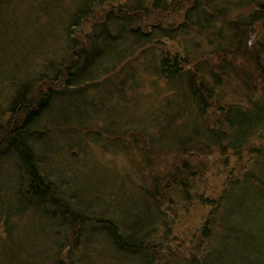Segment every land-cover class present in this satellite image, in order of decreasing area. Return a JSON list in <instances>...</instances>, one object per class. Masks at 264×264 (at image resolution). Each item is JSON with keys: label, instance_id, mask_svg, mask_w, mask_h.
I'll use <instances>...</instances> for the list:
<instances>
[{"label": "rangeland", "instance_id": "obj_1", "mask_svg": "<svg viewBox=\"0 0 264 264\" xmlns=\"http://www.w3.org/2000/svg\"><path fill=\"white\" fill-rule=\"evenodd\" d=\"M51 1L17 0L5 12L0 7V113L6 112L0 114L2 129L11 120L10 113L14 112L9 104L16 97L15 87L10 82L6 84L8 78L17 79L16 74L30 60L35 61L36 70L32 71L40 74L41 68H47L51 62H61L65 56L68 40L63 24L82 0ZM162 1L171 3L164 23L176 29L187 10L199 0ZM240 1L214 0L215 16H209L211 13L206 11L201 15L208 32L203 29L205 32L200 35L194 33L193 37L176 42L162 39L157 50L143 51L134 59L127 56L131 60L127 59L126 64L120 63L117 55H128V48L134 45L128 41L118 43L112 32L117 25H110L113 45L105 39L104 44L98 45L103 55L98 57L101 61L91 62L92 67L100 65L91 72L98 81L88 82L79 90H57L42 104L31 101V105L29 101V113L26 107H18L21 122L18 129H31L28 146L41 169L39 173L60 190L62 202L79 219L70 226L63 220L64 212L31 202L27 172L22 171L14 150L0 142V264H58L61 258L72 264H188L189 252L194 253L199 245L194 237L201 238V231L211 218L210 212H215L200 197H214L216 202L225 197L226 202L219 204L214 214L211 243L206 244L204 253L196 251V255L206 252L207 258L208 254L222 249L224 264H264V190L261 191L264 132L253 135L238 157L230 149L223 154L219 146L211 158L200 160L203 158L199 157L207 168L204 177L200 173L203 168L196 175L195 181L200 186L190 194L192 199H187L177 188L164 192L165 197L154 196L156 182L163 186L162 182L171 175L177 160V142L183 138L188 140L198 127L195 122L198 110L185 98L190 94L188 87L183 91L177 88L179 94H175L171 85L152 72L159 65L160 53L165 49L178 52L190 39L200 43L202 47L197 53L189 52L202 63L199 76L204 73L209 76L208 73L218 69L230 70L218 72L225 76L214 89L221 86L214 92L216 100H222L221 104L253 107L264 90L258 75L252 73L256 64L252 50L262 39L260 34L251 36L246 31L238 36L243 49L237 48L234 53L243 55L246 66L241 61L234 65L228 62L225 66L224 57L217 53L219 36L225 40L236 39L237 24L252 11L251 4L242 7ZM158 16L156 12L152 18L154 25L158 23ZM226 16L228 20L224 23L222 18ZM196 20L200 22L201 18ZM104 28L107 31L109 26ZM98 34L104 40L105 32ZM208 34L213 37L211 46L206 38ZM52 40L55 41L50 45ZM245 46L251 51H245ZM110 50L117 51L113 59L105 55ZM112 70L116 71L109 74ZM195 87L198 89L199 85ZM166 94L170 100L165 98ZM205 105L212 115L215 109H221L220 103L213 100ZM177 107L185 112L180 113ZM101 218L106 223H114L125 236L136 233L148 246H156V257L118 252L102 224L98 225ZM231 229L235 231L233 234H229Z\"/></svg>", "mask_w": 264, "mask_h": 264}, {"label": "trees", "instance_id": "obj_2", "mask_svg": "<svg viewBox=\"0 0 264 264\" xmlns=\"http://www.w3.org/2000/svg\"><path fill=\"white\" fill-rule=\"evenodd\" d=\"M213 1L214 0H199L195 5L191 6L189 11L187 10L185 17L175 29V26L167 27L166 23H164L167 17V10L169 11L171 6L169 1L82 0L80 1V6L70 13L69 20L63 24L68 42L65 47V56L61 58V62L48 63L47 68H41L42 73L37 74V72L32 71L36 70L34 67L35 61L30 60L29 64L24 67V70L21 69L18 74H16L17 77L15 78L17 79L12 78V81L11 78H8L6 84L10 82L11 87H15L14 94L16 97L14 98L15 100L9 104L14 112L10 113L12 116L11 120L5 126V129L0 128V142L8 144L11 149L14 150L22 164V171L27 172L26 175H28V181H30V183H28V194L30 198L32 197L31 200L29 198L31 202L37 201L44 206H51L55 211L60 210L64 212L63 220L69 223L70 226L75 224V220L79 219L78 215L71 211L69 205L62 202L60 190L54 187L51 182L45 181L39 173L37 160L33 156V150L28 146V141L29 143L31 141V129L27 127L21 130L18 129L21 123L19 121L18 107L20 105L26 107L24 109L29 113L31 111L29 107L33 105L31 101H36L35 103L41 102L42 104V101H48L53 94H56L57 90L63 88L66 91L79 90L88 82L95 83V81H98L92 77L94 74L91 72L100 65L92 67L91 64L101 61L98 57L103 55H101L102 51L98 48L99 44H104V42H106L105 39H107L109 40L108 44L113 45V37H109L111 36L110 31L112 30H110V25H117L112 32L116 34L117 37L115 39L118 43L121 44L128 41L130 45H134L128 48V55H117V58H119L118 61L126 64L128 57L134 59V56L139 55L143 51L147 52L151 50L154 52L157 50L156 48H158V45L161 43H159V41L162 39H169L172 42H176L180 38H189L190 35L193 37L194 33L200 35V33L205 31L208 32V29L204 28L205 25L202 22L203 16L201 15L204 14L202 11H206L207 14L211 13L209 16H212V14L215 16L216 12H213L215 11L212 5ZM16 2L17 0H0V7L4 12L6 9L10 11ZM240 2L242 7H248V5L251 4L252 11L248 13L247 17L244 18L241 23L237 24L235 29L237 32H235L236 35L234 36L236 39L229 38L225 40L223 38L224 36H219L217 53L219 57H224V60L221 61L225 66L229 65L228 62L232 65L236 64V61L244 63L245 59L242 58L243 55L234 53L237 48L243 49V42L240 40L239 35L244 34L246 31H249L251 36L260 34V38L262 39L258 41L257 46L252 50L255 59V61L253 59V62L256 64L254 67L253 64L251 66L253 67L252 73L254 76L258 75V80L264 87V1L241 0ZM36 6L37 4L34 3V7ZM42 11L43 10H41V12ZM156 12L159 15L157 17L158 23L155 22L157 25H154L152 18ZM228 13H226V15H228ZM161 16L163 22L161 21ZM199 17L201 18L200 22L199 20L194 22V20ZM227 17L228 16L222 18L224 23L227 22ZM108 26V30L105 31L107 28L104 27ZM87 29L89 31H87ZM90 31H92L91 34H89ZM102 31L105 32L104 40L101 35L98 34ZM206 38L208 44L211 46L213 37L208 34ZM238 39L239 41L236 42ZM221 40H224L226 43L221 42ZM53 41L55 40L50 41V45H52ZM155 41L158 42L156 43ZM189 41L190 43H187L188 45L182 43V48L178 52H167L165 49L159 55V65L152 68L154 70L152 72L161 76L169 86L171 85L173 87L171 91L175 94H179L177 93L178 91H176L177 88H182L183 91L188 87L190 94H187L185 98L192 102L198 110L197 117H195L197 119H195V122L198 127L193 132L194 135L190 137L187 136L189 138H187L188 140L183 138L181 139L182 141L177 142L175 152L178 161L176 159V161L174 160L175 165L171 169V175L167 176L164 182H162L163 186L160 185L161 182H156L158 183L156 193H154L156 198H158V194L165 197L164 192L169 191L170 193L173 189L177 188L182 194L188 196L187 199H192L193 197L190 194L192 191L197 192L200 186L198 182L195 181L196 175L199 173V169L203 168L200 173L203 174L204 177V170L207 168L204 161H199V157L203 158H200V160L211 158L212 155H214L216 146H219V148L223 150V154L230 149L235 153V157H238L241 155V152L245 150L244 146H248L253 135H258L259 132H261V135L264 132V90L258 97L259 99L257 102L253 103V107H235L231 103L221 104L222 100H216L214 94V92L220 90L219 88L221 86L214 90L216 87L215 84L221 85L225 77L218 74V72L223 73L224 71H230L229 68L213 70L211 74L208 73L209 76L204 75L205 73L199 76L200 71L198 68L202 63L200 59H197L192 53L190 55L189 52L196 51L197 53L202 45L200 46V43L194 42L193 39ZM244 48H246L245 51H251L249 46H245ZM115 51L116 50H110V52H106L105 55H109L113 59L115 54H117ZM97 54H99V56H97ZM243 65L246 66V63ZM122 67L124 66L122 65ZM116 70H112L108 73L111 74ZM207 78H209V83ZM197 84L199 85L198 89L195 87ZM165 98L167 100L171 99V97H167V94ZM255 98L257 99V95ZM209 100L220 103L218 107L221 109H215L216 113L214 115L210 113L211 110L206 111L204 108L208 107L205 104L208 103ZM29 101L32 103L31 105H27ZM177 109H179L180 113L185 112L183 108V110L178 107ZM5 113L6 112L0 114L3 115ZM83 117L84 116H79L80 119H83ZM181 120L180 122L186 119ZM206 122H208V124ZM196 160H198L200 164L196 163ZM261 182L263 186L261 191H263L264 181ZM200 183H202V181ZM40 184H42L41 187ZM202 199H204L203 203L206 205H212V209L213 211L215 210V212L218 211L217 206L219 204L222 205V202H226L225 197H223L221 201L218 199L219 202H216L217 200H215L214 197H200V200ZM215 212H210L211 218L206 224L207 226L201 231V238L194 237L198 240L199 245L194 249L195 254L192 251L189 252V254H191L188 264H216L214 262L216 260L220 261L219 264H224L225 259L223 261L222 249L217 250L221 252H214L213 255L212 253L210 256L208 254L207 258L204 257L207 254L206 252L199 257L196 255L198 253L196 251L202 250L204 253L206 249L205 246H207L206 244H210L212 241L211 239H213L211 227H214ZM97 223L98 225L102 224V228L111 238L110 241L113 239L112 241L118 252H125L131 256L138 257H142L145 254L147 256L150 255V257L155 255V249L157 247L153 245L148 246L149 244L147 245L146 242L142 241L144 239L140 240L136 237V233L125 236L126 234H122L120 230L115 227L116 225L114 223H106L103 218H101L100 221L98 220ZM125 231L130 230L125 229ZM233 232L235 231L231 229L229 234H233ZM231 238L229 240H231ZM59 252H61L59 256L62 257V250ZM58 264L72 263L66 262L61 258Z\"/></svg>", "mask_w": 264, "mask_h": 264}, {"label": "bare ground", "instance_id": "obj_3", "mask_svg": "<svg viewBox=\"0 0 264 264\" xmlns=\"http://www.w3.org/2000/svg\"><path fill=\"white\" fill-rule=\"evenodd\" d=\"M42 108V107H41ZM40 107L38 108V109H41ZM40 111V110H39ZM39 170H41V169H39ZM43 178H44V180L45 181H48V178L45 176H42ZM42 186V184H40V187ZM30 188V187H29ZM30 197H28V199H29ZM32 199V197L30 198V200Z\"/></svg>", "mask_w": 264, "mask_h": 264}]
</instances>
